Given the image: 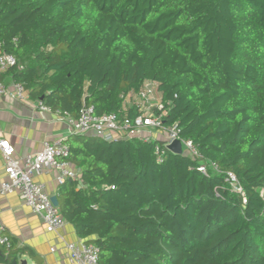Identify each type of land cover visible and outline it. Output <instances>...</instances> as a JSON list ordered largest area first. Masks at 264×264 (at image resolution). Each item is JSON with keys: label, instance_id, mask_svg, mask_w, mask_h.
<instances>
[{"label": "trees", "instance_id": "16d2710c", "mask_svg": "<svg viewBox=\"0 0 264 264\" xmlns=\"http://www.w3.org/2000/svg\"><path fill=\"white\" fill-rule=\"evenodd\" d=\"M0 41L18 64L0 80L72 119L83 102L134 117L154 83L163 124L203 158L63 141L80 177L57 186V210L98 264H264V0H0ZM203 161L220 173L203 176ZM9 239L0 264H43Z\"/></svg>", "mask_w": 264, "mask_h": 264}, {"label": "built area", "instance_id": "2783aa9c", "mask_svg": "<svg viewBox=\"0 0 264 264\" xmlns=\"http://www.w3.org/2000/svg\"><path fill=\"white\" fill-rule=\"evenodd\" d=\"M0 41V76L8 70L18 66L16 59L2 51ZM21 69V67H19ZM6 96L22 101L28 97L24 87L10 80L7 84L0 80V97ZM137 114L134 117L120 119L116 114L93 115V108L84 102L79 110L77 119H72L59 111H52L41 101L35 106L41 114H53L69 126L72 135L94 137L103 142L138 140L144 144L154 143L153 155L156 162L161 164L165 156L170 153L168 147L175 141L181 144V155L192 160L202 161L194 144L179 136L176 126L167 127L163 124L166 115L160 95L156 92V85L151 82L143 84L137 93L134 103ZM0 153L4 160L5 177L0 182V195L15 193L22 203L27 206L52 233L67 252L69 264H98V250L82 240L69 242L62 234L66 222L59 215L57 208L51 203V196L42 183L34 178L49 171H55L57 186L67 180L79 181L80 172L68 161V146L60 140L45 141L40 151L28 153L21 158L13 157L14 148L0 138ZM197 170L205 177L211 173H220L217 166L203 161ZM230 192L242 194L236 177L226 173L223 180ZM9 236L0 220V246L9 249ZM51 252L54 248L50 249Z\"/></svg>", "mask_w": 264, "mask_h": 264}, {"label": "crops", "instance_id": "0c3cea01", "mask_svg": "<svg viewBox=\"0 0 264 264\" xmlns=\"http://www.w3.org/2000/svg\"><path fill=\"white\" fill-rule=\"evenodd\" d=\"M6 82V81H5ZM7 83V82H6ZM70 133L69 126L53 114H41L35 102L27 97L19 101L6 96L0 97V138L13 148L14 158L40 151L45 141H65ZM55 171H49L34 178L42 183L50 196L57 190ZM4 160L0 153V182L4 179ZM0 220L7 235L16 248H28L43 264H69L67 252L57 238L46 230L42 221L25 206L15 193L0 195ZM69 242L76 238L72 226L66 224L62 231ZM54 248L51 252L50 249ZM1 250V247H0ZM35 264L30 258L22 256L18 263Z\"/></svg>", "mask_w": 264, "mask_h": 264}, {"label": "water", "instance_id": "95a60500", "mask_svg": "<svg viewBox=\"0 0 264 264\" xmlns=\"http://www.w3.org/2000/svg\"><path fill=\"white\" fill-rule=\"evenodd\" d=\"M168 149L170 150V152L173 154V155H181L182 153V149H181V144L178 142V141H175L173 142L169 147ZM51 200V203L52 205L57 208L58 207V202H57V199L55 196H51L50 198ZM14 264H16L14 261H13ZM22 264H25V262L23 261Z\"/></svg>", "mask_w": 264, "mask_h": 264}, {"label": "rangeland", "instance_id": "374dc122", "mask_svg": "<svg viewBox=\"0 0 264 264\" xmlns=\"http://www.w3.org/2000/svg\"><path fill=\"white\" fill-rule=\"evenodd\" d=\"M28 264H30V262L28 261Z\"/></svg>", "mask_w": 264, "mask_h": 264}]
</instances>
